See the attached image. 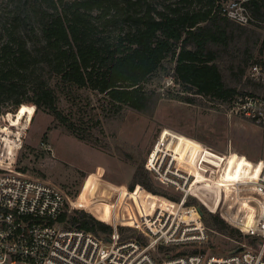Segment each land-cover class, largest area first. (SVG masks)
<instances>
[{"label":"trees","instance_id":"16d2710c","mask_svg":"<svg viewBox=\"0 0 264 264\" xmlns=\"http://www.w3.org/2000/svg\"><path fill=\"white\" fill-rule=\"evenodd\" d=\"M229 1L4 0L0 5V112L4 99L11 100L13 109L20 106L19 113L28 105L24 103H33L54 117V127L92 141L90 123L96 114L101 121L121 116L127 109L155 110L163 95L150 83L167 63L173 64L172 78L179 85L167 97L193 104L209 99L232 110L237 95L264 93L263 85L246 77L251 65L264 64L256 55V51L264 54V0H236L252 17L246 24L226 14ZM118 25L124 28L113 36ZM82 89L100 94V104L92 105ZM60 95L69 102V112L61 108ZM31 112L30 117L34 106ZM129 160L137 161L132 156ZM245 164L230 159L226 176L246 172L249 165ZM154 182L162 186L146 162L136 163L130 188L140 184L165 195ZM140 192L155 204H167L161 195ZM203 210L211 228L223 233L232 229L220 216ZM61 219L97 237L113 231L84 210L67 211ZM128 232L131 235H125ZM133 232L120 228L123 238L137 236ZM247 236L253 243L261 241L260 236ZM204 245L189 251L207 252Z\"/></svg>","mask_w":264,"mask_h":264},{"label":"built area","instance_id":"2783aa9c","mask_svg":"<svg viewBox=\"0 0 264 264\" xmlns=\"http://www.w3.org/2000/svg\"><path fill=\"white\" fill-rule=\"evenodd\" d=\"M224 11L242 24L252 19L241 1ZM246 77L264 86V64L251 65ZM232 111L264 128V93L237 95ZM181 135L163 130L146 161L153 177L179 195L159 196L167 204L146 201L140 190L156 194L140 184L99 188L96 174L70 197L61 186L17 168L0 148V264H264V157L248 158L252 165L246 172L225 177L221 158L213 164L201 160V150L181 142ZM207 187L229 199L235 210L225 212L230 223L261 237L258 248L241 244L224 255L186 249L209 239L194 202L204 200ZM70 208L87 210L112 233L97 237L67 226L61 216ZM123 227L137 236L123 238Z\"/></svg>","mask_w":264,"mask_h":264},{"label":"rangeland","instance_id":"374dc122","mask_svg":"<svg viewBox=\"0 0 264 264\" xmlns=\"http://www.w3.org/2000/svg\"><path fill=\"white\" fill-rule=\"evenodd\" d=\"M3 2L4 0H0V5ZM233 2L240 1H229L225 7H229ZM122 28L123 25H118L113 36ZM256 55L264 60V54L260 55L256 51ZM172 65L167 63L165 69L154 76L150 83V86L158 87L163 95L152 113L127 109L121 116L106 119L103 117L101 121L96 114L90 123L93 126L92 141L69 133L62 126L54 127V117L38 110L33 103H24L28 105L19 113L20 106L13 109L11 100L4 99L0 112V148L3 156H7V161H13L17 168L26 171L30 176L61 186L70 197L77 196L82 191L86 179L95 174L99 178V188L115 185L129 187L133 182L136 163L147 161L163 130L182 134L181 142L201 150V160L213 164L217 157L221 158L226 172L230 159L236 162L242 160L245 165L251 166L249 159L264 157V128L237 115L225 104L214 103L209 99L201 100L200 104H193L167 97L171 94L170 91L179 89V85L172 78ZM81 93L89 97L92 105L100 104L101 95L96 91L82 89ZM60 97L61 108L69 112V102L63 95ZM33 106L34 113L30 117ZM130 156L137 161L129 160ZM234 176L236 177V174ZM154 184L166 193L156 195L178 198V193L156 182ZM201 196L203 201L194 199L196 205L220 216L232 228L223 233L211 228L206 221L207 215L203 216L209 233V239L204 245L207 252L224 255L241 244L251 248L259 247V241L251 242L244 232V227L226 219L225 212L228 213L234 208H229V199L222 195L221 191L207 187ZM79 210L84 209L70 208L69 213L75 214ZM231 230H234L233 236H230ZM202 246L200 248H203Z\"/></svg>","mask_w":264,"mask_h":264},{"label":"water","instance_id":"95a60500","mask_svg":"<svg viewBox=\"0 0 264 264\" xmlns=\"http://www.w3.org/2000/svg\"><path fill=\"white\" fill-rule=\"evenodd\" d=\"M199 210H200V213L201 214H204V211H203V209L201 208V207H199ZM239 250V249H238Z\"/></svg>","mask_w":264,"mask_h":264}]
</instances>
